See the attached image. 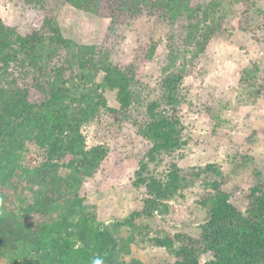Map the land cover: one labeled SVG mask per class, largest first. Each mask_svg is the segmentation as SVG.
Returning <instances> with one entry per match:
<instances>
[{"label": "trees", "instance_id": "16d2710c", "mask_svg": "<svg viewBox=\"0 0 264 264\" xmlns=\"http://www.w3.org/2000/svg\"><path fill=\"white\" fill-rule=\"evenodd\" d=\"M11 1L33 14L26 24L25 15L0 16V264H91L96 256L103 264H145L132 254L139 243L173 257L150 264H264L262 170H254V184L237 199L219 165L190 166L179 155L196 142L180 116L190 103L185 79L206 72L215 46L231 38L228 9L241 6L238 30L264 45V1ZM58 5L109 19L113 34L133 24L167 26L163 63L150 76L140 74L158 57L153 38L139 42L125 67L113 59L123 38L110 35L101 46L66 38ZM250 74L240 77L242 85L253 84ZM108 92L119 107L110 106ZM140 108L146 116L138 124L133 115ZM102 115L135 123L141 151L130 158L106 144L89 148L84 129ZM34 149L41 159L30 163ZM234 160L243 168L255 162L239 153ZM130 169L133 187L143 191L139 208L99 220L89 198L115 190ZM197 188L206 215L196 233L166 228L171 204Z\"/></svg>", "mask_w": 264, "mask_h": 264}, {"label": "rangeland", "instance_id": "374dc122", "mask_svg": "<svg viewBox=\"0 0 264 264\" xmlns=\"http://www.w3.org/2000/svg\"><path fill=\"white\" fill-rule=\"evenodd\" d=\"M241 11V6L228 9L231 16L226 23L232 36L215 46L214 57L206 64V72L185 79L184 85L189 90L190 103L182 105L180 116L188 129L186 133L192 132L196 142L195 146L179 154L190 166H204L208 163L219 165L231 177L228 190L237 199H242L254 184L255 169L264 173V45L253 40L251 34L249 36L238 30ZM32 14L20 11L11 0H0V16L4 20L12 21L25 15L22 20L26 24ZM56 16L64 36L79 44L101 46L107 37L123 38L122 42H118L113 58L120 67L132 62L139 42L150 43L152 38L159 43L158 57L147 64L140 74L150 76L151 70L163 63L161 56L164 54L166 34L169 31L165 25L141 30L140 24H133L117 28L116 34H113L109 19L84 13L70 5H58ZM138 30L140 33H137ZM258 33L264 41V30ZM252 69L254 75H250L253 77V84L242 85L240 77L245 71ZM153 86L157 92L159 87L156 81ZM156 92H153L151 98L158 96ZM107 96L110 106L119 107L112 92H108ZM206 106L212 108L211 113L206 112ZM133 116V120L139 124L145 120L146 115L143 108H140ZM134 125L133 122L115 124L110 117L102 115L84 129L88 147L106 144L131 158L144 145ZM235 153L250 156L255 162H251L250 167L243 168L241 162L234 163ZM40 159L34 149L27 161L35 163ZM165 165L158 168L157 173H162ZM134 171L135 169L128 170L116 189L106 192L102 198L98 195L89 198V203L97 207L99 220L109 222L114 218L123 219L139 208L143 191L133 187ZM200 193L199 188L190 189L186 192L185 200L171 204L172 213L167 218L171 226L166 228L196 233L206 215L198 205ZM127 234L123 232V235ZM132 254L145 264H150L151 260L166 262L173 258L164 249L141 243L133 245Z\"/></svg>", "mask_w": 264, "mask_h": 264}, {"label": "clouds", "instance_id": "9594fccd", "mask_svg": "<svg viewBox=\"0 0 264 264\" xmlns=\"http://www.w3.org/2000/svg\"><path fill=\"white\" fill-rule=\"evenodd\" d=\"M91 264H103V259L99 256L93 257Z\"/></svg>", "mask_w": 264, "mask_h": 264}]
</instances>
